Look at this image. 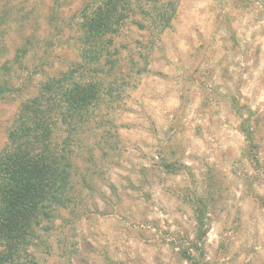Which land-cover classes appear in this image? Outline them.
<instances>
[{"label": "rangeland", "instance_id": "374dc122", "mask_svg": "<svg viewBox=\"0 0 264 264\" xmlns=\"http://www.w3.org/2000/svg\"><path fill=\"white\" fill-rule=\"evenodd\" d=\"M12 1L0 84L32 83L0 93V149L19 102L79 61L86 0ZM24 43V65L4 72ZM113 50L112 97L71 135L70 200L28 253L37 264H264V0H179L169 28L128 21Z\"/></svg>", "mask_w": 264, "mask_h": 264}, {"label": "trees", "instance_id": "16d2710c", "mask_svg": "<svg viewBox=\"0 0 264 264\" xmlns=\"http://www.w3.org/2000/svg\"><path fill=\"white\" fill-rule=\"evenodd\" d=\"M178 2L86 0L78 10L74 43L79 61L47 76L33 96L19 102L0 149V264H37L28 253L36 228L69 202L71 135L90 120L89 112L104 96L112 97L113 82H105L116 64L114 39L121 28L129 21L157 35L170 27ZM0 8V23H9L15 4L0 0ZM27 46L22 44L1 69L7 73L8 64L23 66ZM47 59L43 54L39 66H46ZM31 83L29 77L17 86L2 81L0 93L27 92Z\"/></svg>", "mask_w": 264, "mask_h": 264}]
</instances>
